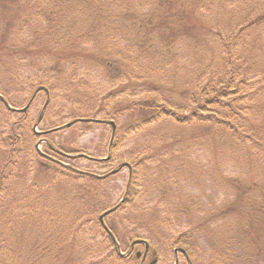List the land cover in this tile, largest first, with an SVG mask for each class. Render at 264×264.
<instances>
[{"label": "trees", "instance_id": "16d2710c", "mask_svg": "<svg viewBox=\"0 0 264 264\" xmlns=\"http://www.w3.org/2000/svg\"><path fill=\"white\" fill-rule=\"evenodd\" d=\"M209 1L0 0V72L2 78L7 79L8 84H13L14 77L20 78V69L24 68L33 72L37 68L41 70L44 65L47 73L56 72L62 77L63 83L57 84H76V95H81L78 84H95V82L92 75L80 74V71L93 69L103 72L102 61L110 57H105V54H102L103 50L94 52L96 47L90 48L88 45L95 44L97 41L105 44L103 37L109 34L113 37L112 43H115L113 46L116 50H112L111 60L106 64L114 65V67L118 57L121 59L119 45L122 46V44L119 41L126 42L122 46L124 49L136 47L143 53L146 52L144 43L152 44L157 41L153 47H155V55L161 58L160 63L163 64L162 67L159 66V69L178 63L180 56L177 55L173 59L177 52L171 47L180 37L185 39L190 50L195 44L208 52V43L215 42L212 46L217 49L212 48V54L205 56L201 64L208 66L213 64L216 53L214 51L220 49L222 51L218 57L217 69L205 68L206 70L189 76L191 79L186 84L190 81L196 85L194 88L181 92L185 95L184 102L164 94L162 92L164 82H149L146 88H141L135 85L136 82L129 81L132 87L110 85L113 88L103 98H100L99 91L95 90L92 95L87 94L90 96L86 100L81 98L71 100L74 102L70 104V111L63 115V118L67 119L65 123L77 121L80 118H98L115 122L114 140L110 146L112 153L116 152V148L123 142L128 140L130 142L133 138L128 159L120 163H126L129 167H126L128 178L125 190L122 198L111 206H106L111 201L110 198L101 200V197H98V187L95 185L106 178L78 169L71 163L78 158L95 161L91 157H103L92 156L85 151H73L68 147L63 149L60 146V144L64 146L61 141L57 144L55 128L65 123L55 124L39 132H35L33 126L29 129L28 136L33 139V149L43 160H38L35 164V159L31 155L33 153H29L30 162L34 160L37 172L41 178H44L45 186L38 183L34 186L32 191L34 196L28 200L29 204L25 205L26 211L22 216L29 222L32 221L31 223L41 217L44 231L48 234L47 238L51 240L53 247L60 245L61 240L68 241V245L57 247L58 252L51 255L47 261L40 260V264L54 263L57 260L60 264H73L71 261H75L76 255L72 254L71 246L77 247V239L81 238L83 229L90 220L89 215L83 217V212L89 209L95 210L99 218L109 208L117 206L115 211L111 212L113 214L119 209H126V205L129 207L127 208L129 211L126 212L127 224L131 223V226L126 229L130 237L127 250H122L124 247L122 244H127V241L122 243L117 229L107 226L115 236L117 244L105 233L111 248L108 256L112 258L104 257L94 264H149L153 259L157 260L154 263L157 264L160 254L168 249L167 244L159 246V241L164 238L165 231L171 222H180V216L176 212L188 216H186L185 230L177 240H174L176 246L174 250L183 249L185 252L183 256L189 264L193 262L194 264H248L256 256L254 252H247V248L240 254H232V245L240 243L237 237L241 240L248 233L260 235L257 226L264 227V188L249 186L243 193L240 192L237 198L209 208L201 205L197 198L194 200L190 198L191 205L183 202L179 189L174 196L172 194L173 188L178 186L176 175L178 176L180 170L184 169L183 161L180 160L182 158L177 159L176 150L183 147L187 152L186 149L193 147L195 142V134L185 136L186 134L178 132V130H184L189 124L206 125L214 134L213 140L218 139L215 136H218L220 140H225L226 137L236 151L242 148L241 161H246V158L258 159V156L264 160V68H262L264 66L261 60L255 57L256 49H251L249 56V42L246 40V38L251 41L260 39L258 30L261 31L262 27L264 28V4L259 6L256 0H218V3L215 2L214 13L204 15L202 12L207 13V8L199 4L200 2L206 4ZM10 5L15 9L4 13L3 9ZM187 10L199 24H189L183 29V23L188 17ZM25 34L30 38L25 39ZM15 38L17 41L24 39L19 42L20 44L18 43V46L12 43ZM24 40H26L25 43ZM101 46L104 48L102 44ZM22 61L26 63L23 65ZM56 65L59 69L55 67ZM141 68L142 73L146 74V69ZM115 69L113 73H106V75L111 77L115 84H120L118 80L120 72L117 67ZM65 73H68V76L64 77ZM31 75L28 74V77L36 83L37 78ZM78 77V82L74 83ZM169 77L175 78L178 75L173 73ZM43 79L38 80L39 85L36 87L47 88L49 102L50 93L56 89L54 85L56 83L51 82L48 74ZM143 80L146 81L140 74L137 81ZM3 86L6 92L0 91V116L5 119L6 114L13 111L7 105L9 104L12 108H18L19 105H16L8 95L10 87L6 84ZM150 90L153 92H149ZM167 90L168 93L171 92L170 87ZM110 104L111 107L115 105L112 109L114 114L108 115L111 107L108 114L105 110ZM29 107L23 112H18L22 113V118L18 121L20 123L12 122L10 129L6 127L7 121H0V149H2L0 150V167L1 170H9L12 174L14 172L12 167L19 161V155L25 145L23 138L26 135L19 124L28 121ZM53 110L54 108L51 107V113ZM124 115L126 121L122 125L118 124V118ZM54 117L57 116L54 115ZM2 123L3 126H1ZM25 126L27 128V125ZM142 135L149 136L154 144L150 146L145 142L140 143L139 136ZM43 140L45 151L42 149L41 151L44 155L36 148V144ZM220 140L215 143L216 147ZM155 144H159L158 147ZM254 152L257 155L252 154ZM113 157L117 158L111 154L110 161ZM84 179L86 182L83 184L76 182ZM6 180L7 176L0 172V190L4 187ZM149 181L150 188L146 186ZM229 182L234 187V180L229 179ZM74 183L77 187L72 189L70 184ZM237 184L242 185L240 180ZM235 188L239 189L237 185ZM251 190L255 191L254 196L251 195ZM175 198L178 201L172 200L168 206L167 202ZM44 202L45 207H41ZM39 206L41 208L36 210ZM193 206L195 213L190 211ZM175 207L178 208L174 209ZM41 209H45V213L48 212L43 217L38 213ZM169 213L172 214V219ZM231 218L235 219L234 224L225 226V221ZM158 220L166 226L162 230L157 226ZM218 224V227H221V224L228 228L222 227L225 232L220 230L216 232L212 227ZM24 227L22 225L21 228ZM97 227L100 230L103 229L99 220ZM8 230L0 229V232ZM240 231L244 236L240 234ZM122 234L124 235V232ZM197 234L221 236L214 239H221L223 244L217 250L215 249L209 258L204 257L199 260L193 247ZM135 240H145L148 243L149 250L144 262L141 256H136L137 247L142 244L132 245ZM255 242L258 244V240ZM228 245H230V253L226 248ZM37 246L36 250H39L42 244L39 243ZM47 246H50V242L46 244ZM9 252V250L5 251V254ZM121 252L125 255L123 256ZM7 258L9 256L5 255L1 258L0 255V264H15Z\"/></svg>", "mask_w": 264, "mask_h": 264}, {"label": "rangeland", "instance_id": "374dc122", "mask_svg": "<svg viewBox=\"0 0 264 264\" xmlns=\"http://www.w3.org/2000/svg\"><path fill=\"white\" fill-rule=\"evenodd\" d=\"M256 1L259 6L264 4V0ZM215 2L218 3V0H210L206 4L200 2L199 5L205 6L207 8V13L202 12V14L210 15L211 13H214V8L216 7ZM14 9V6L10 5L4 8L3 12L8 13ZM187 15L188 17L183 23V29L187 28L189 24H199L196 18L190 15L188 10ZM256 29H258V27ZM258 32L260 34L259 40L251 41L249 38H246L247 42H249L248 54L250 56L251 49H256L255 57L259 58L264 66V28L262 27V30H258ZM24 36L25 39L30 38L27 34H25ZM23 39L24 38L17 41V39L15 38L12 43L19 46V42H21ZM112 39L113 37L111 36V34H109L108 36L103 37V41L105 42V44L99 43L97 41V43H90L88 46L90 48H92L93 46L96 47L93 50L94 52H100L103 50L102 54H105V57H112V50H116L113 46L115 43H112ZM25 42L26 40H24V43ZM119 42L122 44V46L126 43L125 41ZM156 42L154 41L152 42V44H150L149 42L144 43L143 47L145 49L144 51H146L144 53L140 52V48L131 47L129 49H124V47L119 45L121 48L119 51L121 52L122 60L118 57V59L116 60L117 64H114L115 67L119 69L118 72H120V77L118 78V80H120V84H115L116 82L113 81L111 77H108L106 75V73L110 74L116 70L114 65L106 64V62H110V57L108 59L106 57V60L102 61L101 67L104 69L103 72L93 69L92 71L86 69V71L84 72L85 69H82L80 71V74L86 73L92 75V79L95 84H78V90L81 95H76V84H57L63 83L61 80L62 77L58 76L59 74L56 72L47 73L44 65L42 66L43 68L41 70L37 68V70H33V72L22 67L23 69H20L19 71L20 78L14 77L12 81L13 84H8L7 79H3L2 73L0 72V91L5 90L6 92V89L3 88V84L8 85L10 87L8 90V95L16 105H19L18 108L25 106L34 93L36 95L34 100H32V102L30 103V107L28 109V121L25 122L26 124H19L20 129L23 130L24 135H26L23 138L25 141V145L23 151L20 153L21 157L19 155V161L14 167H12V170L14 169L13 174L9 170H1L0 167V172H3L7 176L6 183L0 190V229H9L8 231L0 232L1 258H3L5 255L9 256L7 260H12L15 262V264H40V260L44 262L45 260L47 261L51 255H55L56 252H58L57 247L60 248L61 246L65 247L66 245H68L67 239H64L61 240L60 245H54L53 247V243L51 242V240H49V238H47L48 234L44 231V223L42 218L38 217L34 220V223H31L32 221L29 222L28 220H26L27 218H24L22 216L26 211L25 205L29 204L28 200L34 196V193L32 192L34 191V186L37 183L41 186H45L44 178H41V176L37 172L36 165H34V160L30 162L31 159L29 157V153H33L31 155L35 159V164H37L38 160L43 161L33 149V139L30 138L31 136H28V131L32 126H34V124H37L36 130L43 131L55 124L65 123L67 119L63 118V115L66 112L70 111V104H73L74 102L71 100H76V98L86 100L95 92V90L99 91V97L103 98L104 95L113 88L110 86L112 84L116 87L118 85L130 86L129 82H136L135 85H138L141 88H146L149 82H164V88H161L162 92L164 94L170 95V97H174V99L178 100L179 102H184L185 95L181 92L184 90H189L191 87L194 88L196 85L195 83H190V81L188 84H186L187 81L191 79V77L189 76L195 75L198 71H204L206 70L205 68H210L211 70L217 69L218 57L222 52L221 49L214 51L216 53L213 57V64L209 66L201 64L205 56H210L212 54V48H215L214 46H212V44H214L215 42L212 41V43H208V53L207 51H204L203 48H198L195 44L192 45V50H190L186 45L187 42L185 41V39L180 37L171 47L174 48L173 50L177 52L176 55L173 56V59H175L174 57H176L177 55L180 56L178 63H176L174 66H167L165 69H159V66L162 67L163 64L160 63L161 58L155 55L156 51L155 47L153 46L156 45ZM101 44L104 46V48L101 46ZM89 51L92 52L91 50ZM135 57H138V60H136ZM11 63L14 64V62ZM22 63L24 65L26 61H22ZM148 64L149 66H147ZM55 67L59 69L58 65H56ZM141 67L146 69V74L142 73ZM149 67H151V70H149ZM173 73L175 75H178V77L170 78L169 75ZM28 74L35 75V77L37 78L35 79L37 80L36 83H34L32 79L28 77ZM47 74L50 76L51 82L56 83L54 84L56 86V89L50 93L51 100L49 102L47 88L40 86L36 87L39 85L37 84L38 80H44L43 77H45ZM140 74L143 75L146 81H137ZM63 76H68V73H65ZM76 76L77 75H75V77ZM79 77L74 80V83L78 82ZM168 87L171 88V92L169 93L167 90ZM149 92L153 91L150 90ZM87 94L90 95L87 96ZM51 107L54 108L52 113ZM110 107L111 104L106 107L105 113L108 114ZM114 107L115 105L113 104L108 115L114 112L112 111ZM41 112H43V115L40 119V122L38 121V119ZM54 115H56L57 117H54ZM6 116L7 117L5 119L1 118L2 116H0V121H7L6 127L7 129H10V125L12 124V122L20 123L18 121L21 120L22 113L12 111L9 114H6ZM125 121V115L118 118V124L120 125H122V123L124 124ZM50 123L51 125H49ZM25 125H27V128ZM1 126H3V123L1 124ZM5 132L7 131L5 130ZM178 132L186 134L185 136H191L192 134H195V142L193 147H191L190 149H186L187 152H185V149H183V147L176 150L177 159L182 158L180 160L183 161L184 169L180 170V174L178 176L176 175L178 179V186L176 185V187L173 188V196L176 193L177 189H179L180 193L182 194L181 200L183 202L191 205L190 198H192V200H194V198H197L201 205L209 208L217 204L227 203L228 201L233 200V198H237L239 196V193H243L244 189L249 186H260L261 189L264 188V160L259 156L258 159H255L256 157L253 159L246 158V161H241L243 157V155H241L243 152L242 148H238V151H236L235 148L231 146L230 140L226 139V137L225 140H220L218 136H215V138L218 139L213 140L214 134L206 125L203 124H189L184 130H178ZM109 138L110 126L107 124L99 123L96 124L76 121L72 123L70 127L60 128L55 132V141H57V144L59 141H61L64 144V146L60 144L63 149L64 147H68L70 149H73V151H85V153L96 157H106L108 154H110V156L111 154H113V156L117 157H113L111 161L109 157V159L106 161L107 164H105L106 162L104 163L99 161H91L84 158H78L75 159V161L71 162L78 169L87 170L98 175H104L107 172L118 168V165L124 162V159H128L129 149L133 145V138H131L130 142L129 140L123 142L121 146H118L116 148V152L113 151L112 153L108 144ZM139 140L140 143L145 142L150 146L154 144V141L147 135L139 136ZM218 140H220L221 142L218 143V147H216L215 143ZM27 142L29 144H27ZM44 143V140L39 143V148L43 151H45V149H43ZM155 145L156 147H158L159 144ZM252 154L257 155L256 152ZM20 158L22 159L20 160ZM103 178L106 179L104 181H101L100 184H95L98 187V197H101V200L110 198L111 201L107 203L106 206H111L117 203L123 196L128 178V169L124 167L117 173ZM229 179L234 180V187L230 184ZM238 180H240L242 185L239 186L237 184ZM76 182H80L81 184H83L86 181L84 179L83 181ZM70 185L72 186V189H75L77 187L76 183ZM236 185L239 187V189L235 188ZM146 186L150 188V181L146 183ZM251 192V195L254 196L255 191L251 190ZM172 200L173 202L178 201L176 198L171 199L167 202L168 206ZM41 207H45V202ZM41 207L39 206L38 208H36V210ZM127 208L129 207H127L126 205V209H119L120 211L118 210V213L115 212L107 216L105 219L107 226L117 229L121 242L123 243L127 241V244H122V246L124 247L121 246L123 251L127 250L128 244H130L129 233H126V231H128L126 229L131 226V223L129 222L127 224L128 220L126 217V212L129 211L127 210ZM176 208L178 207H175L174 209ZM159 209L161 208L159 207ZM194 209L195 207L193 206L191 207L190 211L193 212ZM45 212V209H41L40 211H38V213H40L42 217L48 213ZM165 213L167 214V212ZM176 213L180 216V222H171L168 225V229H166L165 231V235L163 236L164 238L159 241V246L167 244L168 249L165 251L163 250V252L160 254L157 264H174L175 254L173 250L174 248H176L174 240H177L179 235L185 230L187 223L186 216H188L180 215L179 212ZM88 215L90 216V220L87 221L86 228L83 229L84 233H82L81 238L77 239V247L71 246L72 254L76 255L75 261H71L73 262V264H94L104 257H109V251L111 250V248L109 247V239L106 236L107 233L104 232L105 230H100L97 227L98 214H96L95 210L89 209V211L83 212V217ZM169 216L171 219L173 218L171 213H169ZM234 222L235 219L231 218L230 220L225 221V226L234 224ZM22 225L25 226L23 229L21 228ZM157 226L161 230L166 227L159 220L157 221ZM218 226L219 224L212 227L214 231L218 232V230H220L222 232H225L223 228H228L221 224V227ZM257 227L260 230V233L258 232V234L260 235L247 232L248 235L245 237L243 232L240 231V234H242L244 237L241 238V240L239 237H237L240 243L232 245V254H240L245 248H247V252H254L256 254V256L253 257L252 261H250L248 264H264V227ZM123 232L124 235L122 234ZM214 237L220 238L221 236L213 234H208V236L197 234L195 236L193 247L199 260L203 259L204 257L206 259L209 258L210 255L215 252V249L217 250L222 246V240L214 239ZM251 238H253L254 240H252ZM256 240H258V244L255 242ZM49 242L50 246L46 247V244H48ZM39 243L42 244V247L41 249L36 250ZM226 248L229 249L230 253V245L226 246ZM7 250L10 251L9 254H5V251ZM137 250L142 251L143 245H138ZM199 253L200 256H198ZM177 254L179 258L178 264H189L187 259L183 256L184 254L180 253V251ZM79 259H81V261H79ZM58 262L60 261L57 260L54 263L49 262L48 264H56Z\"/></svg>", "mask_w": 264, "mask_h": 264}, {"label": "water", "instance_id": "95a60500", "mask_svg": "<svg viewBox=\"0 0 264 264\" xmlns=\"http://www.w3.org/2000/svg\"><path fill=\"white\" fill-rule=\"evenodd\" d=\"M0 97H1V96H0ZM46 103H47V102H46ZM7 106H8L9 109H11V110H13V111H19V112H23V111H25V110L27 109V107H28V105H26V106H24L23 108L18 109V108H12V107H10L9 105H7ZM45 106H46V104H45ZM45 106H44V108H45ZM42 115H43V112L40 113L39 120L41 119ZM79 121H84V122H87V121L100 122L101 120H99V119H79ZM109 123L111 124L112 129H113V130H112V136H111V141H112V139H113V133H114V129H115V124H114L113 121H109ZM71 124H72V122H68V123L64 124L63 126H61V128L69 127V126H71ZM87 158H89V157H87ZM119 168H120V167H119ZM117 170H118V169H116V170H112L111 173H115ZM116 207H117V206H115V207L112 208V209L107 210L106 212H104L103 214L100 215L99 220H100V222H101L103 225H104V220H103V218H104L108 213H110L111 211H113L114 209H116ZM104 228L107 230V228L105 227V225H104ZM108 232H109V231H108ZM109 233H110V232H109ZM137 242H139V243H143V244L145 245V248H146V249L148 248V244H147L146 241H144V240H140V241H134L133 243H137ZM180 250H181L182 252H184L182 249H180ZM175 264H178V260L175 261Z\"/></svg>", "mask_w": 264, "mask_h": 264}]
</instances>
